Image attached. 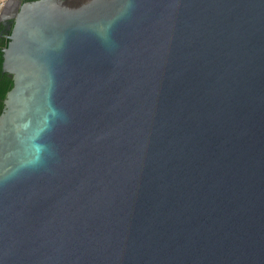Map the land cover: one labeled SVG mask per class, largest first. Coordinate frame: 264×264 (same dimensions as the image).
I'll list each match as a JSON object with an SVG mask.
<instances>
[{
    "label": "water",
    "instance_id": "95a60500",
    "mask_svg": "<svg viewBox=\"0 0 264 264\" xmlns=\"http://www.w3.org/2000/svg\"><path fill=\"white\" fill-rule=\"evenodd\" d=\"M0 264H264V0H8Z\"/></svg>",
    "mask_w": 264,
    "mask_h": 264
},
{
    "label": "trees",
    "instance_id": "16d2710c",
    "mask_svg": "<svg viewBox=\"0 0 264 264\" xmlns=\"http://www.w3.org/2000/svg\"><path fill=\"white\" fill-rule=\"evenodd\" d=\"M3 27L0 25V32ZM9 41L6 37H0V114L4 108V100L13 87V80L7 74L1 72L2 50L7 47Z\"/></svg>",
    "mask_w": 264,
    "mask_h": 264
},
{
    "label": "built area",
    "instance_id": "2783aa9c",
    "mask_svg": "<svg viewBox=\"0 0 264 264\" xmlns=\"http://www.w3.org/2000/svg\"><path fill=\"white\" fill-rule=\"evenodd\" d=\"M8 0H0V10L4 7Z\"/></svg>",
    "mask_w": 264,
    "mask_h": 264
}]
</instances>
